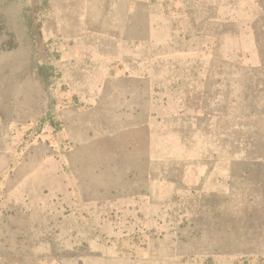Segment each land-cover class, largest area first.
Wrapping results in <instances>:
<instances>
[{"label": "rangeland", "instance_id": "obj_1", "mask_svg": "<svg viewBox=\"0 0 264 264\" xmlns=\"http://www.w3.org/2000/svg\"><path fill=\"white\" fill-rule=\"evenodd\" d=\"M0 264H264V0H0Z\"/></svg>", "mask_w": 264, "mask_h": 264}]
</instances>
